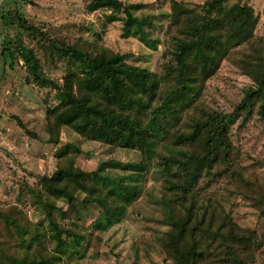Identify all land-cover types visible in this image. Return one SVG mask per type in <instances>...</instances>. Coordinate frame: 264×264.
<instances>
[{
	"label": "rangeland",
	"instance_id": "374dc122",
	"mask_svg": "<svg viewBox=\"0 0 264 264\" xmlns=\"http://www.w3.org/2000/svg\"><path fill=\"white\" fill-rule=\"evenodd\" d=\"M121 1L134 17L145 20L144 32L123 11L92 12V0H0V264L25 256L36 264H176L174 244L180 242L179 251L189 250L179 239L178 223L187 219L192 205L194 215L200 209L216 210L220 220L232 216L240 229L256 231L262 245L247 261L264 264V216L258 203L264 199V117L259 104L248 123L242 126L237 120L231 127L229 166L219 163L206 170L186 202L172 187L178 181L176 170L167 171L162 162L172 156L179 135L192 134L211 114L233 113L254 87L238 61L252 52L250 46L264 48V0L224 4L226 9L237 2L251 7L258 20L254 37L191 87L188 98L177 105L176 120L163 122L171 129L169 138H154L148 156L82 137L49 117L61 103L58 91L40 85L17 48L29 49L41 77L58 87L70 73L81 76L83 66L58 50L72 47L93 55L105 49L131 67L157 74L161 98L177 91L173 76L178 65L171 55L173 4L201 12L212 0ZM22 18L37 33L20 28ZM140 79L135 74L134 83ZM160 105L156 100L155 107ZM150 115L142 116L144 124ZM66 146L70 150L61 159ZM64 166L87 174L84 188L74 191L73 204L49 196L43 184L44 177ZM101 197L105 205L97 201ZM51 210L62 238L50 225Z\"/></svg>",
	"mask_w": 264,
	"mask_h": 264
},
{
	"label": "trees",
	"instance_id": "16d2710c",
	"mask_svg": "<svg viewBox=\"0 0 264 264\" xmlns=\"http://www.w3.org/2000/svg\"><path fill=\"white\" fill-rule=\"evenodd\" d=\"M230 1H208L201 7V12L186 9L174 2L171 13L174 28L171 55L175 56L178 65L177 75L173 76L178 86L177 91L167 92L163 98L157 74L131 67L120 55L108 50L103 49L93 55L72 47L58 49L73 63L83 66L81 76L70 73L63 86L58 87L41 77L38 60L29 49L22 46L17 48L40 85L52 86L58 91L61 103L49 111V117L53 116L61 126L82 137L122 148L138 149L148 156L153 151L154 138H162L163 141L169 138L171 129L163 126V122L166 119L176 120L177 105L188 98L194 90L191 87L202 77L206 79L213 75L225 59L237 52V48L250 44L253 39L258 23L253 10L239 2L224 8V4ZM89 9L92 12L101 9L123 11L129 14L128 20L139 24V30L144 32L141 27L145 20L134 17L129 11L131 8L126 7L121 0H92ZM19 25L29 34L37 33V29L29 27L24 18L20 19ZM250 47L249 51L252 52L244 53L238 66L252 79L254 87L246 91L233 113L211 114L196 126L192 134L179 135L173 142L172 147L175 149L171 150L172 156L162 161L167 171L176 170L178 181L172 187L180 190L184 202L193 195L206 170L213 169L219 163L227 166L231 163L234 151L232 125L237 120L241 121L242 126L248 123L254 116L257 104L259 114L264 117V48ZM6 50L2 53L4 56ZM7 56L12 55L9 53ZM135 74H140L142 78L136 83ZM125 99L129 107L124 106ZM156 100L161 102L159 108L155 107ZM148 112H151L150 120L144 124L142 116ZM68 150L70 148L66 146L59 154L61 159L68 154ZM71 151L77 154L79 149L71 147ZM86 176L82 170L64 166L51 177H44L43 184L49 196H61L73 204L74 191L84 188ZM97 201L106 204L102 197ZM258 203L264 216V199L261 198ZM194 207L192 205L187 219L178 223L179 239L186 243L189 250L179 251L180 242L176 246L174 244L175 263L248 264L249 254L262 245L258 233L240 229L232 216L220 220L216 210L209 213L210 209H200L194 215ZM48 219L58 232V237L61 236L62 231L54 220L53 210L49 211ZM13 263L36 264L26 256L14 258Z\"/></svg>",
	"mask_w": 264,
	"mask_h": 264
}]
</instances>
